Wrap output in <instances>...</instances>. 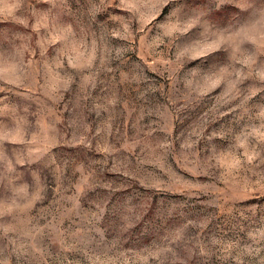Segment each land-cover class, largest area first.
<instances>
[{
    "label": "rangeland",
    "instance_id": "rangeland-1",
    "mask_svg": "<svg viewBox=\"0 0 264 264\" xmlns=\"http://www.w3.org/2000/svg\"><path fill=\"white\" fill-rule=\"evenodd\" d=\"M0 264H264V0H0Z\"/></svg>",
    "mask_w": 264,
    "mask_h": 264
},
{
    "label": "snow or ice",
    "instance_id": "snow-or-ice-1",
    "mask_svg": "<svg viewBox=\"0 0 264 264\" xmlns=\"http://www.w3.org/2000/svg\"><path fill=\"white\" fill-rule=\"evenodd\" d=\"M174 2L179 3L184 8H186L188 4L190 3V0H174ZM201 2L207 4L208 0H201ZM199 32H200V25H197V27L191 29L190 31L179 35L176 39V43L177 44H186V43L191 44L192 42L198 39ZM218 55H220L219 52H209L206 55L197 57L193 62L200 63L203 60L205 62V66H207V64H210L214 60V58Z\"/></svg>",
    "mask_w": 264,
    "mask_h": 264
}]
</instances>
